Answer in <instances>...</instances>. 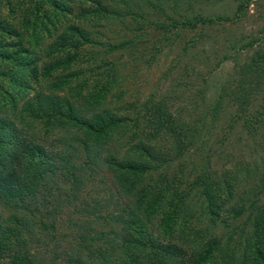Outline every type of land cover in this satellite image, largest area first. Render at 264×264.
Listing matches in <instances>:
<instances>
[{
	"label": "rangeland",
	"instance_id": "obj_1",
	"mask_svg": "<svg viewBox=\"0 0 264 264\" xmlns=\"http://www.w3.org/2000/svg\"><path fill=\"white\" fill-rule=\"evenodd\" d=\"M139 3L0 0V24L17 34L0 32V118L57 156L28 190L0 201V264H13L14 251L36 264H122L141 237L176 243L188 258L214 244L206 264H255V232L264 253V0ZM239 5L231 22L167 33L150 25L234 18ZM252 61L262 64L257 85ZM28 106L93 121L110 112L126 116L127 130L94 139L63 118L35 119ZM166 116L174 129L151 131L149 121ZM139 143L161 157L142 160L144 174L116 171L112 160L139 161Z\"/></svg>",
	"mask_w": 264,
	"mask_h": 264
},
{
	"label": "trees",
	"instance_id": "obj_2",
	"mask_svg": "<svg viewBox=\"0 0 264 264\" xmlns=\"http://www.w3.org/2000/svg\"><path fill=\"white\" fill-rule=\"evenodd\" d=\"M80 1L84 3H95L96 0ZM158 1L159 0H139L140 3L138 5L140 8H148L149 6L152 9L159 10L160 6H158L159 4L157 5ZM50 3L54 9H59L55 1H50ZM241 6L242 5L238 6L234 18L217 15L214 17L194 16L185 20H175L169 17L168 22L157 21L150 23V25L165 33L177 29H194L197 26L217 25L235 21L239 17ZM72 31L83 39V41L86 40L79 28L73 27ZM0 32L7 35H17L9 25L6 26L2 23L0 24ZM17 55L18 51H15L13 54H5L3 57L9 60L17 57ZM260 67H262V64L256 61H252L251 64L247 66L249 73L253 74V80L256 85V73ZM221 99V96H219L216 100L214 106L215 110L220 108ZM27 110L35 119L45 118L47 123L53 122L54 119L58 117L63 118L68 124L84 130L87 136L94 139L103 138L110 131L113 133L119 129L123 132L127 130V125L124 124V121L127 119L126 116L121 117L110 112H104V117H98L96 121H93V119L86 118L72 109H69L65 114L61 113L59 110L43 113L40 106L36 109L28 106ZM156 111L158 117L165 119V115L161 109L158 108ZM158 117L152 118V120L149 121V123L153 125V127L150 128L151 131L158 133L161 131V127L163 129H174L175 125L170 117L166 116V121L159 120ZM134 127L138 129L137 123L134 124ZM177 147L180 149L179 151L185 150V146L182 147L181 143H178ZM135 149L137 150V157L139 158L138 162H116L112 160V167L116 171L124 172L129 176H135L137 174H144L148 170L147 165L141 162L142 160H157L159 159L158 157H161L160 153L156 151L155 146L152 145L139 143ZM56 157V154L47 151L45 147L40 144L30 142L22 137L20 130L10 120L0 118V201H11L16 198L18 194L21 195L28 190L29 184L43 178L52 170ZM179 207L180 205L173 206L162 220L164 222V229H166L167 232L176 219V213ZM116 221H118V218H116ZM2 229L3 227L0 224V252L6 251L7 243ZM260 241V236L255 232L253 242V262L255 264H264V253ZM130 243L138 254H132L128 260L122 264H206L214 248V244H212L203 253L196 254L195 252L192 254V257L188 258L187 251L184 247L171 241L164 242L152 238L145 240L141 237L133 238L130 240ZM10 259L13 264H36L29 260L27 254L16 251L11 254Z\"/></svg>",
	"mask_w": 264,
	"mask_h": 264
}]
</instances>
